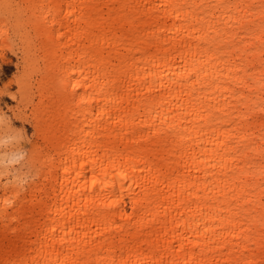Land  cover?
Masks as SVG:
<instances>
[{
    "label": "bare ground",
    "instance_id": "6f19581e",
    "mask_svg": "<svg viewBox=\"0 0 264 264\" xmlns=\"http://www.w3.org/2000/svg\"><path fill=\"white\" fill-rule=\"evenodd\" d=\"M64 2L117 6L103 10L115 13L119 23L111 47L103 41L101 46L115 63L124 61L126 74L117 87L90 58L82 64L80 51L92 45L86 34L83 41L75 32L72 39L65 37L60 56L42 51L41 79L53 86L57 61L74 56L71 63L81 65L72 73L73 83L88 107L77 123L93 128L81 135L53 115L49 147L56 164L47 181L39 180L46 200L40 218L32 211L36 184L29 191L31 238L24 249L29 258L40 264H244L246 256L255 255L259 261L264 252L260 17L243 9L198 6L261 0ZM242 194L249 196V208L239 200ZM234 207L245 216L254 213L255 243L248 247L238 243ZM15 253V246L0 243V261Z\"/></svg>",
    "mask_w": 264,
    "mask_h": 264
},
{
    "label": "snow or ice",
    "instance_id": "6c2138e0",
    "mask_svg": "<svg viewBox=\"0 0 264 264\" xmlns=\"http://www.w3.org/2000/svg\"><path fill=\"white\" fill-rule=\"evenodd\" d=\"M116 7L115 5L65 3L64 0H45L43 3L27 4L5 0L0 3V14H2L3 20L0 34L7 38L3 49L0 50V150L4 152L6 163L10 156L12 162L29 168L28 177L32 183L36 184L32 211L37 218H40L39 214L44 211L46 206L44 188L40 187L39 180L43 178L47 181L49 179L47 173L53 171L56 164V157L49 147L54 143L50 129L53 115L64 128L68 129L74 126L81 135L84 132L91 134L93 128V124L81 128L80 123H77L80 116L84 115L83 110L88 107L82 100H78L77 85L73 83L76 78L72 73L81 65L71 63L74 56L68 57L67 62L57 61L55 68L58 71L53 86L48 79H41L44 76L43 69L46 64H41L40 53L47 51L49 56H60L65 37L72 39V33L75 32L77 37L83 41V35L86 34L92 40V45L80 51L82 64H87L90 58L92 67H95L97 71L104 72L105 79L118 87L117 82L123 79L126 74L124 61L121 60L119 64L115 63L110 52L107 56L104 55L108 49L101 46V41H103L104 44L111 47L112 32L115 25L119 23V21H113L115 13L110 12L105 15L103 10ZM120 7L124 9L139 8L135 5ZM144 7L150 6L144 5ZM198 7H219L229 10L236 8L251 14H258L260 34L264 37V0H261L260 4L200 5ZM58 25L59 27H57ZM66 27L67 32H65ZM49 56H45L44 60L47 61ZM97 62H99L98 67ZM37 83L40 84L39 88H37ZM261 112L264 113V108H261ZM84 118L87 120L86 115ZM258 119H264V115ZM262 132H264V128H262ZM139 158L144 159L143 157ZM80 159L82 158H77L78 163ZM41 160L49 161V163L41 167L39 163ZM138 166L132 165L133 168ZM144 166L147 167L146 159ZM80 167L83 168V164H80ZM91 183L97 184L95 175ZM260 186L264 188V183ZM29 187L31 184L24 185L23 195H27ZM233 197L235 205L237 203L235 193H233ZM239 200L248 202L244 206L245 208L251 206L247 194H242ZM260 204L264 208V194L261 195ZM133 209H135V201H133ZM234 211L241 232V239L238 243L248 247L249 242L255 243L252 240L251 224V217L254 216V213L249 212L245 216L238 207H234ZM123 215L127 216L128 213L125 212ZM259 222L262 242L260 246L264 249V214L260 216ZM245 225H247V230ZM26 247V243L17 241L15 255L5 261H0V264H40L35 256L29 258L31 254L24 251ZM57 264L60 262L57 261ZM112 264H115V261ZM236 264H240V261H237ZM244 264H264V252H262V258L259 261L256 260L255 255L251 258L246 256Z\"/></svg>",
    "mask_w": 264,
    "mask_h": 264
},
{
    "label": "rangeland",
    "instance_id": "374dc122",
    "mask_svg": "<svg viewBox=\"0 0 264 264\" xmlns=\"http://www.w3.org/2000/svg\"><path fill=\"white\" fill-rule=\"evenodd\" d=\"M3 2L5 0H0V3ZM8 2L27 4L43 3L45 0H8ZM0 20H2V14H0ZM6 42V36L0 34V50ZM42 56L43 52L40 53L41 64H43ZM38 87L39 83H37ZM10 159L11 157L6 163L3 151L0 150V243L15 246L17 241L28 244L31 238L28 213L31 187L28 188L26 196L23 193L24 185L32 184V181L28 177L29 168L14 163Z\"/></svg>",
    "mask_w": 264,
    "mask_h": 264
}]
</instances>
